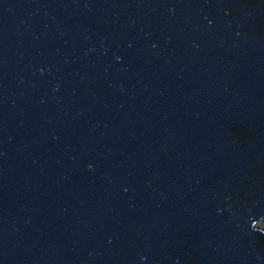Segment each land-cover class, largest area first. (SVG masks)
<instances>
[{"label": "water", "instance_id": "obj_1", "mask_svg": "<svg viewBox=\"0 0 264 264\" xmlns=\"http://www.w3.org/2000/svg\"><path fill=\"white\" fill-rule=\"evenodd\" d=\"M264 0H0V264H264Z\"/></svg>", "mask_w": 264, "mask_h": 264}, {"label": "rangeland", "instance_id": "obj_2", "mask_svg": "<svg viewBox=\"0 0 264 264\" xmlns=\"http://www.w3.org/2000/svg\"><path fill=\"white\" fill-rule=\"evenodd\" d=\"M260 228L264 229V218L258 223Z\"/></svg>", "mask_w": 264, "mask_h": 264}]
</instances>
